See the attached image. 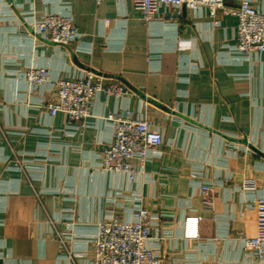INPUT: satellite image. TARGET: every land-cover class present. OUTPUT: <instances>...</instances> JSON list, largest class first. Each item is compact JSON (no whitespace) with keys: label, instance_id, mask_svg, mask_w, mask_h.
Returning <instances> with one entry per match:
<instances>
[{"label":"crops","instance_id":"1","mask_svg":"<svg viewBox=\"0 0 264 264\" xmlns=\"http://www.w3.org/2000/svg\"><path fill=\"white\" fill-rule=\"evenodd\" d=\"M49 13L71 15L79 36L45 38L35 22ZM216 19L184 6L146 21L132 0H0V264H95L99 223L140 206L165 264H264L245 246L264 196V51L238 52L237 16ZM31 67L49 80L29 86ZM88 71L129 92L99 93L80 121L51 115L52 84ZM123 109L164 138L133 159L135 179L100 163L107 116Z\"/></svg>","mask_w":264,"mask_h":264},{"label":"built area","instance_id":"2","mask_svg":"<svg viewBox=\"0 0 264 264\" xmlns=\"http://www.w3.org/2000/svg\"><path fill=\"white\" fill-rule=\"evenodd\" d=\"M101 0H98L100 2ZM146 21L155 17L161 7H171L178 12L182 7L192 10L206 7L213 23L217 26L218 10L234 14L238 18L235 48L243 54L264 51V11L249 0H242L237 7L225 4L224 0H132ZM35 27L48 40L64 44L79 36L73 17L66 14H46L35 22ZM179 46H183L179 43ZM50 73L45 67H31L26 71L29 86H40L49 80ZM129 92L120 82L105 83L101 75L88 71L85 76L59 78L52 84V100L47 103L51 115L61 111L70 121H80L90 115V103L99 94L121 98ZM113 124L111 142L101 154V165L109 171H122L135 179L138 171L134 158L145 161L150 151L163 143V133L151 122L137 116L130 109L113 112L107 116ZM203 194L211 187L201 186ZM205 203L212 201L205 198ZM256 234L245 238V246L257 258L264 259V196L256 200ZM193 221H196L195 218ZM160 232V224L145 207L133 212V219L121 220L110 217L98 225L94 238L95 264H165L163 256L151 245L152 233ZM188 234L194 232L188 230ZM64 244V241L62 242Z\"/></svg>","mask_w":264,"mask_h":264}]
</instances>
